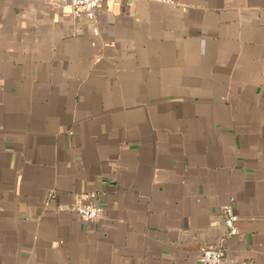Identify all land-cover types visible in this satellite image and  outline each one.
I'll use <instances>...</instances> for the list:
<instances>
[{
	"label": "crops",
	"instance_id": "0c3cea01",
	"mask_svg": "<svg viewBox=\"0 0 264 264\" xmlns=\"http://www.w3.org/2000/svg\"><path fill=\"white\" fill-rule=\"evenodd\" d=\"M97 20L0 0V264H203L232 199L222 264H264V0Z\"/></svg>",
	"mask_w": 264,
	"mask_h": 264
},
{
	"label": "built area",
	"instance_id": "2783aa9c",
	"mask_svg": "<svg viewBox=\"0 0 264 264\" xmlns=\"http://www.w3.org/2000/svg\"><path fill=\"white\" fill-rule=\"evenodd\" d=\"M105 0H72V13L76 18H84L92 21L95 24L94 32L100 33L98 25L97 14L101 9ZM87 198H94V194L86 195ZM77 213L87 222L97 220L103 212L101 205L94 202L83 203L80 202L76 205ZM223 219L228 230L227 237H236L239 234L238 221L239 216L236 212L233 199L230 204L225 206L223 210ZM224 238L221 241L219 249H204L202 253L203 264H222V259L225 256V243Z\"/></svg>",
	"mask_w": 264,
	"mask_h": 264
},
{
	"label": "water",
	"instance_id": "95a60500",
	"mask_svg": "<svg viewBox=\"0 0 264 264\" xmlns=\"http://www.w3.org/2000/svg\"><path fill=\"white\" fill-rule=\"evenodd\" d=\"M69 2L71 9H72V0H66ZM222 227L224 229L223 233L219 236L218 241L216 242L215 245H212L210 247H206L205 249H219L220 245H221V241L223 238L227 237L229 235L228 230L226 229L225 223H224V219H222Z\"/></svg>",
	"mask_w": 264,
	"mask_h": 264
}]
</instances>
